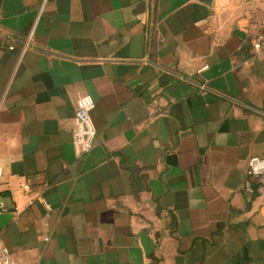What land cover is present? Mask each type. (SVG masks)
Returning a JSON list of instances; mask_svg holds the SVG:
<instances>
[{"label":"crops","instance_id":"0c3cea01","mask_svg":"<svg viewBox=\"0 0 264 264\" xmlns=\"http://www.w3.org/2000/svg\"><path fill=\"white\" fill-rule=\"evenodd\" d=\"M262 20L264 0H0L15 264H264V175L243 190L264 156ZM80 94L96 138L78 157Z\"/></svg>","mask_w":264,"mask_h":264},{"label":"built area","instance_id":"2783aa9c","mask_svg":"<svg viewBox=\"0 0 264 264\" xmlns=\"http://www.w3.org/2000/svg\"><path fill=\"white\" fill-rule=\"evenodd\" d=\"M247 2L254 0H245ZM26 44L23 49H26ZM10 50L13 47H9ZM257 56L264 54V20L259 23V35L253 44ZM95 104L93 99L86 94H80L75 100L74 115L71 128V145L76 156L87 155L94 147L96 129L92 122L91 113ZM264 175V156H252L247 160L246 179L243 190L253 193L252 182ZM4 176V164L0 161V179ZM24 191L29 190L28 180L22 185ZM12 213L0 199V214ZM13 214V213H12ZM0 264H15L9 249L0 242Z\"/></svg>","mask_w":264,"mask_h":264},{"label":"water","instance_id":"95a60500","mask_svg":"<svg viewBox=\"0 0 264 264\" xmlns=\"http://www.w3.org/2000/svg\"><path fill=\"white\" fill-rule=\"evenodd\" d=\"M206 2H209L210 0H205ZM14 218V215L12 213H6V214H0V235L1 233L10 225ZM141 244L145 250L146 253H149L152 250L151 241H149L145 235H141Z\"/></svg>","mask_w":264,"mask_h":264}]
</instances>
